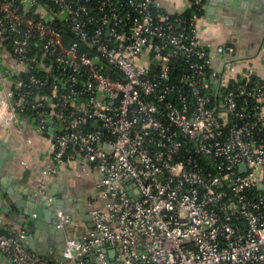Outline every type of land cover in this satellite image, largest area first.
<instances>
[{
	"label": "built area",
	"instance_id": "obj_1",
	"mask_svg": "<svg viewBox=\"0 0 264 264\" xmlns=\"http://www.w3.org/2000/svg\"><path fill=\"white\" fill-rule=\"evenodd\" d=\"M204 1L187 16L161 0L0 4L17 65L10 87L0 78V122L28 113L51 136L41 192L54 204L48 185L68 155L101 174L93 231L66 236L56 264L92 250L105 264L101 243L118 264H264V76L214 65L196 33ZM54 212L63 229L68 215ZM25 236L0 230V253L48 264Z\"/></svg>",
	"mask_w": 264,
	"mask_h": 264
},
{
	"label": "crops",
	"instance_id": "obj_2",
	"mask_svg": "<svg viewBox=\"0 0 264 264\" xmlns=\"http://www.w3.org/2000/svg\"><path fill=\"white\" fill-rule=\"evenodd\" d=\"M189 5V0H161V6L169 12L187 10ZM196 33L198 41L209 50L214 65L222 66L226 78L241 74L264 76V0H205ZM219 44H230L234 50L218 53L215 48ZM6 69H17V65L0 40V78L9 87L12 76ZM19 116V126L0 122V230L12 233L24 227L27 248L48 264H56L64 257L66 236L84 239L91 235L89 201L94 198L96 204L102 202L96 195L101 174L90 163H80L77 155H68L57 164L56 174L48 185L54 199V204L50 203L41 192L39 178L40 169L51 160L53 140L48 133L37 130L28 113ZM17 199L21 200L19 205L15 204ZM54 206L68 215L63 229L55 225ZM19 208L25 211L31 208L36 214L27 216ZM30 218L35 219L28 224ZM110 249L111 246L105 247V261L118 264L115 251L110 253ZM83 260L84 264H102L97 250L84 253ZM0 264L15 263L0 253Z\"/></svg>",
	"mask_w": 264,
	"mask_h": 264
},
{
	"label": "trees",
	"instance_id": "obj_3",
	"mask_svg": "<svg viewBox=\"0 0 264 264\" xmlns=\"http://www.w3.org/2000/svg\"><path fill=\"white\" fill-rule=\"evenodd\" d=\"M4 0H0V4L3 2ZM47 6V4H44ZM188 10V9H187ZM187 10H183L182 11V14L183 15H186L188 14V11ZM4 24V16H3V13L1 12L0 10V32L5 36V40L3 41V44L7 47V49L9 50V47H10V40H9V37H10V33L9 32H6L4 27L3 26ZM179 62H181L179 60ZM182 63V62H181ZM180 64V63H179ZM178 67V66H176ZM175 71H177V69L175 68ZM252 79H258V76L257 75H252ZM259 80V79H258Z\"/></svg>",
	"mask_w": 264,
	"mask_h": 264
},
{
	"label": "water",
	"instance_id": "obj_4",
	"mask_svg": "<svg viewBox=\"0 0 264 264\" xmlns=\"http://www.w3.org/2000/svg\"><path fill=\"white\" fill-rule=\"evenodd\" d=\"M20 201H21V200L17 199L16 202H15V204H16V205H19ZM19 210H20V212H24L27 216H30L31 214L33 215V213L36 214V211L33 210V209H31V208H29L27 211H25L23 208H19ZM35 216H36V215H35ZM33 219H35V218H30V219H28V220H27V223H28V224H31V222H32ZM20 229H22V230H24V231L26 230L24 227H23V228H20ZM12 233H14V232H12ZM100 246L102 247L103 250H105V247H106L105 244L101 243ZM114 251H115V250H114L113 247H111V249L109 250L110 253H114ZM105 264H109L107 260L105 261Z\"/></svg>",
	"mask_w": 264,
	"mask_h": 264
},
{
	"label": "rangeland",
	"instance_id": "obj_5",
	"mask_svg": "<svg viewBox=\"0 0 264 264\" xmlns=\"http://www.w3.org/2000/svg\"><path fill=\"white\" fill-rule=\"evenodd\" d=\"M25 2L29 1V0H24ZM48 14H51V12L49 11ZM11 83H12V79H11ZM11 83L9 85V87L11 86Z\"/></svg>",
	"mask_w": 264,
	"mask_h": 264
}]
</instances>
